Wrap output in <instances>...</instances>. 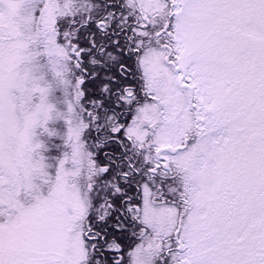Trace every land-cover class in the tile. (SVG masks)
I'll return each instance as SVG.
<instances>
[{"label":"snow or ice","instance_id":"obj_1","mask_svg":"<svg viewBox=\"0 0 264 264\" xmlns=\"http://www.w3.org/2000/svg\"><path fill=\"white\" fill-rule=\"evenodd\" d=\"M0 264H264V0H0Z\"/></svg>","mask_w":264,"mask_h":264}]
</instances>
